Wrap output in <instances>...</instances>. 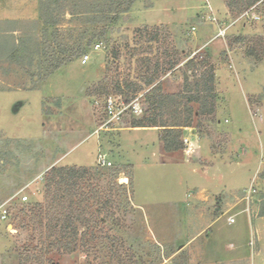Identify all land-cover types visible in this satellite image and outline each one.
Here are the masks:
<instances>
[{"label": "rangeland", "instance_id": "374dc122", "mask_svg": "<svg viewBox=\"0 0 264 264\" xmlns=\"http://www.w3.org/2000/svg\"><path fill=\"white\" fill-rule=\"evenodd\" d=\"M48 2L11 0V21L17 20L20 29L11 34L10 47H0V81L5 80L0 82V204L8 199L9 208L8 218L0 219V264L99 263L96 254L86 255L81 250L63 255L46 253L44 259L31 263L27 256L41 255V246L31 230L19 226L21 209L43 198L45 172L38 175L40 171L60 156L59 165L93 166L98 153H104L111 162L101 171L121 169L115 172V181L125 185L116 199L115 218L120 226L109 219L103 231L114 237V248L131 247L137 264H264V216L259 215L260 195L264 193V180L259 177L264 170V60L244 55L252 42L231 43L238 35L264 39V0L250 12L259 16L257 20L241 17L243 12L232 15L228 11V18L220 11L214 14L211 0H137L114 23L93 24L82 23L87 16L71 17L68 12L74 0H61L56 14L51 15L55 20L61 18L57 37L43 26L50 16H42ZM206 5L210 7L208 14L201 12ZM218 17L220 24L228 26L224 37H214L216 32L207 26L214 25ZM154 23L165 28L166 39L182 53L192 52L211 38L220 39L224 45L225 51L217 53L216 62L227 67L218 70H228L231 79L226 81L217 108L220 124L214 116L191 128L197 136L207 137L212 153H217L213 160L217 159L219 172L213 170V181L201 174V167H206L182 160L183 150L163 154L153 129H121L118 134L111 128L98 131L106 119L107 94L87 96L86 89L102 84L112 92L110 81L116 73L120 78L140 73L137 57H130L128 52L131 44L128 49L125 44L131 43L136 27ZM80 36L89 42L84 49L89 60L81 64L83 53L46 76L45 68L68 57L70 46ZM97 42L100 48L94 50ZM165 42L152 46L163 49L168 45ZM146 46L142 43L137 47ZM113 47H120L121 52L115 60ZM161 79L163 89L173 92L181 75L176 68ZM262 98L263 108L259 110ZM132 117L127 114L113 128L129 127ZM182 139L187 140L185 146L190 144L187 134ZM113 143L119 144L115 150ZM250 187L255 192L247 203L244 190ZM202 188H206L204 195L211 194L212 205L206 207L196 200L192 208L191 191ZM22 196L28 199L22 201ZM207 223L208 229L185 245ZM103 243L106 240L100 243L102 247ZM123 250L119 248L120 253ZM96 253L102 256L105 250Z\"/></svg>", "mask_w": 264, "mask_h": 264}, {"label": "trees", "instance_id": "16d2710c", "mask_svg": "<svg viewBox=\"0 0 264 264\" xmlns=\"http://www.w3.org/2000/svg\"><path fill=\"white\" fill-rule=\"evenodd\" d=\"M45 13L50 15L44 19L43 26L51 29L56 36V26L61 18L55 20L61 0H47ZM137 0H74L68 12L71 17L84 18L82 23L98 22L114 23L119 15L129 11ZM260 0H224L230 14L241 13L258 3ZM64 8V7H63ZM53 13V14H52ZM57 37V36H56ZM168 33L162 26L144 25L136 27L132 32L131 43L125 44L130 57H137L140 73L135 76L126 75L120 78L119 73L111 77L112 92L125 97L142 95V114L133 116L131 127H153L159 131V140L164 152H176L185 148L183 142L184 129L196 127L203 119H214L219 94L217 92L215 65L207 49L182 53L166 38ZM84 37L76 38L70 47L68 57H61L54 65L45 68L46 76L57 70L74 57L82 55L89 42ZM252 42L244 52L245 56L255 60H264V39H247L243 35L235 36L232 42ZM167 42V47L154 48L152 44ZM165 42V43H166ZM147 43L146 47H137ZM155 49V51H154ZM67 50V51H66ZM64 51L68 52V48ZM131 51V52H130ZM155 52V54H154ZM154 57H149L150 54ZM121 55L120 47L112 48V58ZM144 55V57H140ZM161 55L163 59H161ZM162 60V61H161ZM181 64V65H180ZM178 66V67H177ZM180 72L181 82L176 91L168 92L163 89L161 76L175 69ZM117 70V69H116ZM85 91L87 96L92 94H108L109 88L100 84ZM132 167V164H129ZM111 166V165H109ZM97 162L93 166L83 165H53L45 171L42 182L43 198L40 202L27 203L22 208V223L19 226L32 231L40 244L41 255L27 256L31 263L37 259H44V254L51 252L59 255L70 254L81 250L86 255L96 254L97 264H137L132 248H114V237L103 231V225L109 219L115 220L117 210L118 190L125 185H118L115 172L110 169L107 173L101 171ZM110 168V167H109ZM264 180V170L259 175ZM132 177L129 176V183ZM124 191V189H123ZM126 191V190H125ZM260 216H264V193L260 195ZM12 216V215H11ZM12 218V217H11ZM26 220V221H25ZM27 222L28 224H23ZM103 233H102V232ZM102 240L106 244L102 247ZM112 243V244H111ZM111 244V245H109ZM103 248L104 255H97V250Z\"/></svg>", "mask_w": 264, "mask_h": 264}, {"label": "crops", "instance_id": "0c3cea01", "mask_svg": "<svg viewBox=\"0 0 264 264\" xmlns=\"http://www.w3.org/2000/svg\"><path fill=\"white\" fill-rule=\"evenodd\" d=\"M10 2H11V0H0V47H10L11 34L12 33H15V34L19 33L18 31L20 29V25L18 24L19 22L17 20H15V22L11 21L12 14H11V10H10ZM211 2L213 4L212 5V13H214V12L216 13V11L217 12L220 11L223 14H226V18H228V10H227V7L225 6V4H224V2L222 0H211ZM209 9H210V7L208 8L207 5H206V7L203 6V8L201 9V12H206L205 14H208ZM15 17H18V15H15ZM19 19H22V18H19ZM218 20H219V17H218ZM223 22H225V21H223ZM220 23H222V22L220 21L219 24ZM156 24L157 23H154L152 25H156ZM163 24H165V23L163 22ZM207 26L212 28V30H214L215 32L217 31L216 27H218V25H216V24L213 25L212 24V25H207ZM223 46L224 45H223V43L221 42L220 39L215 40V39L211 38L210 40L204 41L198 47H194V49L191 52V53H195V52H197V51H199L201 49H207L209 51L210 55H211V59H212L213 63L215 64V74H216V81H217V87H218L217 92L219 94V100H218V103H217V108H218L219 104L222 103L223 93H224V91H226V85H227L226 81H228L227 79H231V75H229L228 70H225V71L224 70L223 71L218 70L219 67H226V66H223V65L220 66L216 62V58L218 57L217 53H221V52L225 51L222 48ZM242 60H243V63H245V59H242ZM226 69H227V67H226ZM236 75L238 76V72L236 73ZM4 81L5 80L0 81V82L4 83ZM221 88H223V89H221ZM243 95H244L245 105L247 107L248 104H247V100L245 98L246 94H243ZM262 108H263V98L261 100V104L259 106V110H261ZM215 116H216V120H217L216 123L219 126L220 119L217 117V109H216ZM191 128L192 127H187V128L184 129V134H187V136H188V138L190 140V144L188 146L186 145L185 146L186 148L182 149L183 152H184V154H183L184 158L182 160L185 161V162H189V163L190 162L191 163H195V164L199 163L201 166L206 167V168L201 167L200 172H201V174L204 176V178L206 180L213 181V177H214V175L212 174L213 170L215 169L216 172H219L218 171L219 170L218 162L216 161L217 159L213 160V156H216L217 153H215V154L212 153L211 148L209 146V141H208L207 137L205 138V137H202V136H199V135L197 136V134ZM121 129H132V130H136V131L153 129L154 131H157L158 139H159V131H158L157 128H153V127H131L129 125V127H120V128H116V129L115 128H111L109 130H111V131L112 130H118V132H117V134H118ZM113 137L115 138L116 136L114 135ZM113 137H111V138H113ZM100 144H99V146H100ZM118 145L119 144H117V143H113V145H112L113 148L112 149L113 150L117 149ZM159 148H160V151L162 152L163 150H162L161 142H160ZM162 153L163 154H167V155H171V152H165V153L162 152ZM62 157L63 156H60V157L56 158L55 160H53L48 166H46L42 171H40L38 175H41L49 167H51L53 165H59V161H60V159ZM208 159L210 160V162H208ZM207 164L212 165V167L207 166ZM204 189H206V188H202V189H200L199 191H196V192L195 191H191V194H192L191 196L193 197L192 208L194 206H196V200L202 202V204H204L206 207L212 205L211 194L208 193L207 196L204 195L203 194V190ZM7 200L8 199L3 200L2 202L7 201ZM214 208L215 209H219L218 206H215ZM199 214H200V216H203L202 210L200 211ZM214 220H212L210 223H212ZM210 223H207L204 226H202V228L193 237L188 238L186 240V242H185V245H188L192 241L196 240L197 236L200 233H202L203 231L208 229V226L210 225Z\"/></svg>", "mask_w": 264, "mask_h": 264}, {"label": "built area", "instance_id": "2783aa9c", "mask_svg": "<svg viewBox=\"0 0 264 264\" xmlns=\"http://www.w3.org/2000/svg\"><path fill=\"white\" fill-rule=\"evenodd\" d=\"M263 0H260L259 2H261ZM255 5L251 6L250 8L246 9L243 11V13L241 14V17H247L250 18L252 16V18H254L255 20L259 19V16H257L256 14H251V10H253ZM209 18V16H208ZM214 24L218 25V29L215 33L214 37H224L226 34V30L228 28V26H225L224 23L223 24H219V20L214 18ZM212 22V21H211ZM222 26V27H221ZM192 30H195V27H192ZM101 43L97 42L94 45V50H98L100 48ZM89 60V54L88 53H84L81 56V64H85L87 61ZM143 93L137 94L133 97H125L122 94H114V93H110L107 94L105 96V114H106V119L104 121L103 124H101V126L99 127V130L102 129H108V128H113L115 124H117L118 122H120L123 117H125L127 114H131V116H139L142 114V102H141V98H142ZM109 125V126H107ZM97 131V132H98ZM184 144H187V140L183 139ZM97 163L100 166H105V165H111V162L108 161L106 159L105 154L103 153H98L97 154ZM245 195L243 196V199H245V201H247V203L249 202L250 198H251V194H253L255 192V189L253 187H250L249 189L244 190ZM28 199L27 196H22L21 200L22 201H26ZM7 202H4L2 204H0V219L1 220H6L8 218L9 215V208L7 206ZM229 220L231 222H233V218H229ZM252 244V241L250 242Z\"/></svg>", "mask_w": 264, "mask_h": 264}]
</instances>
